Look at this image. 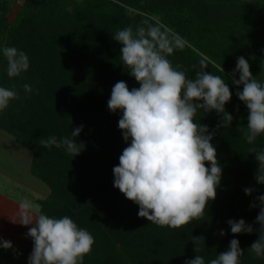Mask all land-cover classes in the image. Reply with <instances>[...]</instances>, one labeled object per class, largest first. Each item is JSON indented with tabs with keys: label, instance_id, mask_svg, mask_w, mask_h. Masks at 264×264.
Instances as JSON below:
<instances>
[{
	"label": "trees",
	"instance_id": "obj_1",
	"mask_svg": "<svg viewBox=\"0 0 264 264\" xmlns=\"http://www.w3.org/2000/svg\"><path fill=\"white\" fill-rule=\"evenodd\" d=\"M145 20L162 23L187 42L168 56L173 66L194 78V66L206 60L205 71L221 76L232 92L225 104L230 125L217 127L223 114L216 110H198L194 118L215 131L211 142L222 174L204 214L179 228L139 217V205L113 186L112 169L130 140L118 128L120 111H110L107 101L117 81L129 90L139 82L122 63V45L112 35ZM5 46L25 52L29 67L9 76L0 54V86L18 93L0 111V129L31 151V173L48 187L38 211L67 215L94 237L83 264H184L196 255L207 264L234 237L244 250L240 264H264V257L247 249L258 238L255 198L264 194L249 149H264V134L253 144L246 141L248 109L235 94L243 86L232 83L237 57L244 56L264 84V0H0V48ZM25 83L31 92L24 91ZM80 125L75 140L83 148L75 156L40 146L50 135L70 137ZM230 218H243L254 231L231 233ZM26 237L23 247L0 248V264H27L33 241Z\"/></svg>",
	"mask_w": 264,
	"mask_h": 264
},
{
	"label": "clouds",
	"instance_id": "obj_2",
	"mask_svg": "<svg viewBox=\"0 0 264 264\" xmlns=\"http://www.w3.org/2000/svg\"><path fill=\"white\" fill-rule=\"evenodd\" d=\"M112 38L122 45L120 59L139 82V87L129 90L125 81H117L107 101L110 111H120L118 128L124 141L130 140L119 155L118 165L112 169L113 186L139 205V217L159 226L179 228L204 214L208 202L216 196L222 174L211 142L215 131L194 122V118L198 110H216L223 114L217 127L230 125L233 116L225 110V104L232 92L221 76L205 71L206 60L194 66L197 69L194 78H188L179 65L173 66L168 56L183 49L187 42L162 23L145 20L135 29L126 26L117 30ZM0 54L8 60L9 76L29 67L27 54L15 46L0 48ZM232 83L243 86L235 94L248 109L244 135L253 144L264 134V84L253 76L244 56L237 57ZM23 88L26 93L32 91L30 84L25 83ZM17 95L15 90L0 86V111ZM82 128L83 125L77 126L70 137L50 135L40 140V146L63 148L73 157L83 148L75 140ZM249 153H254L257 161L255 179L264 184V149L252 147ZM205 161L209 162L208 166ZM252 191L250 187L244 189L246 195ZM255 199L259 201L255 217L259 222V228L255 229L258 238L247 249L260 258L264 257V194ZM18 210V222L32 225L25 234L33 241L27 264H83L84 256L94 244V237L87 229L79 227L67 215L56 217L34 211L28 199L19 202ZM226 223L231 233L254 231L243 218H230ZM219 234L223 236L224 229ZM0 248H12V242L0 238ZM243 254L239 240L234 237L227 250L207 264H240ZM184 264H205V259L196 255Z\"/></svg>",
	"mask_w": 264,
	"mask_h": 264
},
{
	"label": "crops",
	"instance_id": "obj_3",
	"mask_svg": "<svg viewBox=\"0 0 264 264\" xmlns=\"http://www.w3.org/2000/svg\"><path fill=\"white\" fill-rule=\"evenodd\" d=\"M17 145L20 144L12 135L0 129V149L2 148L0 153L4 157L8 156L7 160L13 167L11 172L16 170L13 175H7L6 171L0 173V183L4 184L7 189V192L0 191V238L10 240L12 248L25 245L27 240L25 234L32 226L22 225L18 222L20 218L18 204L21 201L19 193L33 197L32 203H36L34 211H38L40 206L38 200L47 196L49 192L47 188L36 182L37 178L31 173V151L22 145L19 147ZM21 173H25L26 176L23 177L20 175ZM16 195L19 197L17 198Z\"/></svg>",
	"mask_w": 264,
	"mask_h": 264
},
{
	"label": "rangeland",
	"instance_id": "obj_4",
	"mask_svg": "<svg viewBox=\"0 0 264 264\" xmlns=\"http://www.w3.org/2000/svg\"><path fill=\"white\" fill-rule=\"evenodd\" d=\"M18 146V145H17ZM20 146V145H19ZM18 146V147H19ZM21 148H23V147H21ZM0 150H2V148L0 149ZM29 152V151H28ZM31 153V152H30ZM6 154H7V151H6ZM7 158H8V156H6V157H4L1 153H0V173H2V172H4V171H6L7 172V175L9 174V175H13V174H15L16 173V170H13L12 172H11V170H12V165L11 164H9V161L7 160ZM19 171V170H18ZM17 171V172H18ZM20 175H22L23 177L24 176H26V174L24 173V174H20ZM1 179V178H0ZM36 182H38V184L40 185V186H43L44 188H47L48 189V187L46 186V184H44L42 181H40L39 179H36ZM11 188V187H10ZM0 191H3V192H7V189H6V187L4 186V184H2V183H0ZM13 193H15V192H13ZM20 194V197L19 196H17L16 195V197L18 198H20V200H22V199H28V200H30L31 202H32V200H33V197H30L29 195H27V194H25V193H19ZM18 194V195H19ZM15 195V194H14ZM33 205H34V207H36V203H33Z\"/></svg>",
	"mask_w": 264,
	"mask_h": 264
}]
</instances>
